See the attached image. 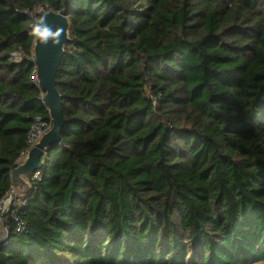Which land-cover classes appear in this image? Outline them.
Instances as JSON below:
<instances>
[{"label":"trees","instance_id":"1","mask_svg":"<svg viewBox=\"0 0 264 264\" xmlns=\"http://www.w3.org/2000/svg\"><path fill=\"white\" fill-rule=\"evenodd\" d=\"M39 8L69 22L65 121L3 214L0 264L264 263V0H0V199L49 119Z\"/></svg>","mask_w":264,"mask_h":264},{"label":"water","instance_id":"2","mask_svg":"<svg viewBox=\"0 0 264 264\" xmlns=\"http://www.w3.org/2000/svg\"><path fill=\"white\" fill-rule=\"evenodd\" d=\"M35 16H45L48 25L54 29L57 27L63 28L64 32L58 45H54L51 41L43 44L34 39L33 58L31 61L35 66V79L43 92L39 101L47 109L51 126L26 151L22 160L16 162L11 168L9 177L11 183L18 188L16 193H21L26 190L28 182L23 177L31 175L41 166L40 157L45 149L61 141L60 130L65 121L62 112V95L57 88L56 75L64 55L65 44L69 40L68 18L64 12L45 8H39Z\"/></svg>","mask_w":264,"mask_h":264},{"label":"built area","instance_id":"3","mask_svg":"<svg viewBox=\"0 0 264 264\" xmlns=\"http://www.w3.org/2000/svg\"><path fill=\"white\" fill-rule=\"evenodd\" d=\"M22 52H12L10 55V58L12 60H18L21 57ZM51 126V121L50 119L48 120H42L40 118H36L33 122V124L31 125L28 134H27V148L21 152L20 157L23 158V156L25 155L26 151L32 146L34 145V143L41 137V135L47 131ZM39 176V171L36 170L34 171L31 175L30 178H35ZM15 188L12 186L9 191L6 193V195L0 199V242L3 241L7 235V228L4 225L3 222V214L9 209L4 208V206L6 205L7 202H9L10 200V204L11 202H13V198H15V194L16 191H14ZM3 207V208H2ZM9 207V206H8ZM21 227V223L19 222L17 224V228L20 229Z\"/></svg>","mask_w":264,"mask_h":264},{"label":"clouds","instance_id":"4","mask_svg":"<svg viewBox=\"0 0 264 264\" xmlns=\"http://www.w3.org/2000/svg\"><path fill=\"white\" fill-rule=\"evenodd\" d=\"M29 35L34 37L37 42L47 44L52 42L54 45L60 44V38L64 32L63 28H53L46 22L45 16H40L29 25Z\"/></svg>","mask_w":264,"mask_h":264},{"label":"rangeland","instance_id":"5","mask_svg":"<svg viewBox=\"0 0 264 264\" xmlns=\"http://www.w3.org/2000/svg\"><path fill=\"white\" fill-rule=\"evenodd\" d=\"M17 189H18V188H16L14 191H17ZM13 199H15V198H13ZM10 201H11V200H10ZM10 201H9V202H10ZM13 201H14V200H13ZM9 202L6 203V205L4 206V208L6 207V208L8 209V208L10 207V205H9L10 203H9ZM11 203H12V202H11ZM8 206H9V207H8ZM2 208H3V207H2ZM6 208H5V209H6ZM258 264H264V263H258Z\"/></svg>","mask_w":264,"mask_h":264}]
</instances>
